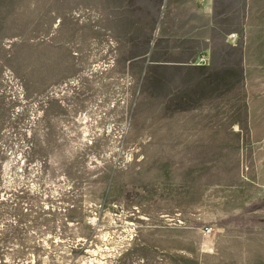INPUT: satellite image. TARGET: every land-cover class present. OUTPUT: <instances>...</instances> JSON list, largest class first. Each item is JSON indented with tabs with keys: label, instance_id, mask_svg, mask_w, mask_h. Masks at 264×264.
<instances>
[{
	"label": "rangeland",
	"instance_id": "rangeland-1",
	"mask_svg": "<svg viewBox=\"0 0 264 264\" xmlns=\"http://www.w3.org/2000/svg\"><path fill=\"white\" fill-rule=\"evenodd\" d=\"M8 2L0 264H264V0L248 128L228 156L256 159L238 161L182 154L207 146L143 119L141 51L124 48L142 3Z\"/></svg>",
	"mask_w": 264,
	"mask_h": 264
},
{
	"label": "crops",
	"instance_id": "crops-1",
	"mask_svg": "<svg viewBox=\"0 0 264 264\" xmlns=\"http://www.w3.org/2000/svg\"><path fill=\"white\" fill-rule=\"evenodd\" d=\"M135 1L142 3L136 6L141 25L134 21L124 48L141 51L134 59L142 66L143 119L163 122L156 129L180 139L178 145L207 146L182 154L199 152L206 161L255 160L244 153L228 156L240 151L232 149L241 145L237 131L248 128V93L257 78L249 70L255 64L252 50L262 48L253 37L262 33V0Z\"/></svg>",
	"mask_w": 264,
	"mask_h": 264
},
{
	"label": "bare ground",
	"instance_id": "bare-ground-1",
	"mask_svg": "<svg viewBox=\"0 0 264 264\" xmlns=\"http://www.w3.org/2000/svg\"><path fill=\"white\" fill-rule=\"evenodd\" d=\"M21 1H22V0H9L8 4H10V5H9V7H7L6 9H7L8 11L14 9L15 5H16L17 3H19V2H21ZM11 3L14 4V7H11Z\"/></svg>",
	"mask_w": 264,
	"mask_h": 264
},
{
	"label": "built area",
	"instance_id": "built-area-1",
	"mask_svg": "<svg viewBox=\"0 0 264 264\" xmlns=\"http://www.w3.org/2000/svg\"><path fill=\"white\" fill-rule=\"evenodd\" d=\"M231 36H232V37H234L235 35H234V34H232ZM199 60H200V62H203V63L207 62V58H206V57H204V56H203V57H200V59H199Z\"/></svg>",
	"mask_w": 264,
	"mask_h": 264
}]
</instances>
